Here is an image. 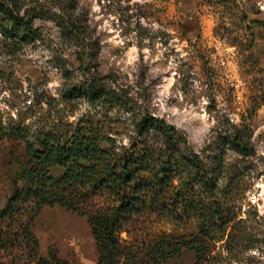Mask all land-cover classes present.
I'll list each match as a JSON object with an SVG mask.
<instances>
[{"label": "rangeland", "instance_id": "obj_1", "mask_svg": "<svg viewBox=\"0 0 264 264\" xmlns=\"http://www.w3.org/2000/svg\"><path fill=\"white\" fill-rule=\"evenodd\" d=\"M17 1L22 11L41 3L63 19L71 16L81 32L67 37L55 21L33 18L39 35L33 42L12 45L0 33L5 129L21 126L32 134L83 119L98 124L116 146L128 145L135 138L134 115L91 102L87 91L92 85L127 98L136 111L173 126L184 155L198 154L207 167L215 155L222 157L217 199L230 209L231 221L224 234H214L203 264H264V0ZM237 131L247 141L246 154L222 144ZM24 159L23 141L0 139V209ZM196 226L195 217L146 211L120 237L139 258L159 237L171 235L175 242L195 234ZM31 230L39 256L97 264L85 216L43 206ZM11 257L2 254L0 264ZM194 263V253L182 248L166 264Z\"/></svg>", "mask_w": 264, "mask_h": 264}, {"label": "trees", "instance_id": "obj_2", "mask_svg": "<svg viewBox=\"0 0 264 264\" xmlns=\"http://www.w3.org/2000/svg\"><path fill=\"white\" fill-rule=\"evenodd\" d=\"M33 18L55 21L67 37L81 32L71 16L63 19L41 3L22 11L17 0H0V33L12 45L39 37ZM87 55L93 60L89 51ZM87 93L91 102L131 112L135 138L116 146L98 124L83 119L32 134L25 127L5 129L0 123V139L23 141L25 153L13 176V192L0 209V254H12L9 264H73L56 256H39L31 230L33 217L43 206L58 205L86 217L98 251L97 264H120L121 258H128L130 264L143 263L142 259L166 264L182 248L194 253V264L207 262L214 234H224L231 221L230 209L217 199L221 155H215L212 167H207L198 154L180 151L176 129L162 119L136 111L127 98L102 87L90 85ZM104 141L110 144L104 146ZM222 144L240 154L249 149L238 131L225 136ZM146 211L195 217L197 232L175 237V242L171 235L161 236L137 258L126 251L120 234ZM26 212L29 216L24 218Z\"/></svg>", "mask_w": 264, "mask_h": 264}]
</instances>
